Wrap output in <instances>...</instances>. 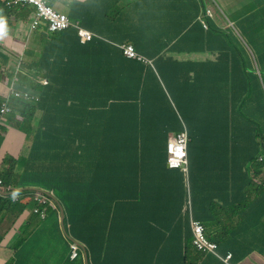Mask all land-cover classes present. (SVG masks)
I'll list each match as a JSON object with an SVG mask.
<instances>
[{
    "label": "trees",
    "instance_id": "16d2710c",
    "mask_svg": "<svg viewBox=\"0 0 264 264\" xmlns=\"http://www.w3.org/2000/svg\"><path fill=\"white\" fill-rule=\"evenodd\" d=\"M50 1L55 4L57 0ZM65 1L71 20L79 21L82 26L91 29L86 23L87 17L93 12L89 2ZM173 1L174 5L179 4L185 12L195 13L196 11L204 15L207 19L208 30L196 21L193 27L189 28L188 25L181 29L180 32H183L189 28L182 38L170 48L168 43H161L157 46L155 54L138 48L139 52L154 60L153 66L126 59L120 51L107 42L93 40L82 44L75 30L50 32L48 26L42 24L32 32L30 45L26 51L28 57L35 56L33 47L36 46L41 55L30 61L24 60L23 68L26 62L29 63L30 68L22 69L16 81L18 88L27 89L39 98L36 102L16 101L17 109L22 115V119L16 123V126L26 132L30 142L29 154L22 163V165L26 162L29 164L28 172L39 174L43 163L46 162L47 141L43 138L41 124H38L36 130L32 128L36 113L44 107L48 100L63 98L68 101L69 99L68 102L80 108V120L68 123L70 130L62 142V148H66L68 144L75 147L73 157L66 155L63 159V163L66 164V170H64L66 177L63 182L67 183L57 185L63 197L74 195L141 197L138 205L134 204L130 208L132 215L123 222L124 230H121L117 217L113 219L112 226L108 227L109 218L107 216H101L95 220L98 230L92 233L82 232L74 227L70 228L72 240L82 242L93 254L104 253V258L97 257L96 264L223 263L217 256L200 252L195 247L189 218L181 211L186 198V177L179 169H170L167 165L169 136L182 132L185 125L191 138L189 147L191 153L192 146L196 142L195 138L199 136L194 134V130L199 129L203 132L205 123L199 121L186 123L173 110L169 89L170 78L164 70L167 61L160 63L159 60L155 61V57L160 58L165 55L166 50L169 52L189 50L190 46L199 50L201 47L202 52L208 50L209 54L217 58L216 61L201 63L203 71L209 73L208 89L200 85L197 90L186 91L190 101L193 98L199 102L218 103L220 109V104L226 105L227 103L226 90L223 89L232 86L234 83L229 84L228 80H236L238 76L241 80L239 112L247 121L255 124L257 139L264 134V61L262 60L264 50L258 48L257 43L259 37L264 36V30H262L264 10L248 15L253 12V9L245 8L236 14L234 10L225 5L224 0ZM0 7L7 8L1 1ZM208 11L212 13L211 17L207 15ZM14 14L24 25L28 26L34 16V9L17 7ZM228 22L234 23L238 34L259 56L256 55L260 75L256 74V68L248 53L242 50L240 36H237L236 31L234 32L237 35L232 34L230 29L226 28ZM220 23L223 24L222 29H220ZM255 28L261 29L256 30ZM197 33H201L198 39L196 38ZM187 37H192L193 40L185 43ZM220 43L226 51L234 49L240 61V73H220ZM164 44L167 47H164ZM236 62L238 63V60ZM249 63H251L249 67L252 72L248 71ZM28 78H34L37 86L27 87L23 81ZM42 78L48 80V85L40 83ZM181 83L189 85L190 76L186 75V80ZM88 105L95 106L97 109L94 120H88L87 113L84 112V108ZM250 113L256 117L260 116V121L249 117L247 114ZM212 123L213 126L208 136L204 137L207 144L210 147H222L230 151L237 138L234 135L233 123L230 120ZM93 130H95L94 133ZM93 141H95V152H92V149L89 152L87 143ZM77 145H79V152H77ZM197 148H202L200 143ZM77 158H87L96 163L94 178L87 187H78L80 185L77 184L83 183L82 178L75 181V178L69 177L72 173L69 169L71 163L74 161V166H76ZM17 164L19 165V162L15 159L7 158L4 161L1 176L5 185L16 189L27 188L26 181H18ZM124 164L126 167L122 166ZM79 170L87 171L83 166H80ZM165 174L172 177L178 184V190H175L173 194L167 190L166 182L160 179ZM106 175L107 184L104 180ZM189 178L190 173L188 181ZM122 180L125 181L123 187ZM38 187L47 188L41 183ZM49 189L55 191V188L50 187ZM171 197L181 201L178 209L175 207L176 215L170 213ZM191 198L194 217L204 224L206 235L217 243L219 241L226 243L227 235H215L217 239L208 233L207 226L212 225L208 224V219L195 208L194 197ZM232 198L231 201H234L232 205L222 207L230 218L241 209V202L247 203L248 201V198L246 201L239 200V197ZM259 198L261 201L251 206L250 213H258L260 216L257 217L255 223L264 227V197ZM7 199L6 196L0 194V202L9 203ZM244 222V219L239 220V225L243 226ZM247 223L250 230L254 222L250 218L247 219ZM234 237L237 236L234 235ZM240 241L246 242L245 240ZM250 246L251 244L247 242L246 248L236 250L240 255L239 260H243L255 250L264 253V250ZM220 252L219 248L218 253ZM233 252L235 256L236 253Z\"/></svg>",
    "mask_w": 264,
    "mask_h": 264
},
{
    "label": "crops",
    "instance_id": "0c3cea01",
    "mask_svg": "<svg viewBox=\"0 0 264 264\" xmlns=\"http://www.w3.org/2000/svg\"><path fill=\"white\" fill-rule=\"evenodd\" d=\"M0 1L2 2V0ZM80 1L89 2L93 11L86 20L92 31L99 34L101 32L111 41L130 42L137 49L141 48L145 52L154 54L157 46L161 43H168L170 48L171 45L178 42L189 28L193 27L202 17V14H198L196 11L195 13L185 12L179 7V4L174 5L173 0ZM224 2L236 14L245 8L253 9V12L248 15L264 10V0L241 2L239 0H224ZM66 3L65 0H57L55 5L60 11L68 13L69 8ZM161 19L164 21L167 19L168 22L160 21ZM255 22L257 23V21ZM188 25L190 27L187 30L180 32L183 27ZM0 27H3V34L0 35V101H2L12 86L10 85L11 78L18 71L20 61L22 58L28 57L26 51L32 36L29 35L27 25H24L16 17L13 9L0 7ZM222 27L223 24L220 23V29ZM14 28L17 31L13 30ZM226 28L235 34L230 23L226 25ZM255 29L260 30L261 28ZM199 36L201 33H197L196 38L198 39ZM144 39L147 43L144 42ZM192 40V37H187L184 42L190 43ZM257 43L258 48L264 50V36L259 37ZM163 46L167 47L165 44ZM33 49L36 58H39L40 51L36 46ZM201 50H203L201 47L199 50L190 46L189 50L179 52L166 50L165 55L160 58L155 57V61L159 60L160 63L167 61L164 70L170 78L169 89L173 110L186 123L192 121L205 123L203 132L199 129L194 130V134L199 136L195 138L196 142L192 146L191 153L189 149L191 197H194L195 208L208 219V224L212 225L211 227L207 226L208 233L213 238H217L215 235L219 234L228 236L226 243L221 241L218 243L221 257L224 258L227 254H233L235 251V256L229 261L230 264H264L263 252L255 250L243 260H239L240 255L236 251L246 248L247 242L254 249L264 250V228L255 223L260 215L255 212L250 213L251 206H254L257 201H261L259 197H264V164L259 165L255 160L256 154L259 152L255 124L247 121L239 112L241 80L238 76L236 80L229 79V84H234L223 89L226 90L227 103L226 105L220 104V109L218 103L199 102L193 98L190 101L186 91L197 90L200 85L204 86V89H208L209 73L203 71L201 63L217 59L215 55L209 54L208 50L205 52ZM262 60L264 61V54ZM239 62L234 49L226 51L220 43V73H240ZM249 65L251 66V63L248 64V67ZM190 74L195 75V83L189 85L181 83L186 80V75ZM67 100L69 101V99ZM68 101L63 98L48 100L35 116L32 128L36 130L40 123L43 138L47 141L46 162L43 163L39 174L28 172L29 164L27 162L22 165L29 154L30 142L26 132L16 126V115L3 117L2 128L6 123H9L8 132L13 131L22 136V151L18 156H15L11 153L12 149L6 148V137L0 136V171L4 168V161L7 158H13L19 162V165H16V172L23 176L22 181H26L28 184H32L36 178H40L41 184L49 187L67 183L63 182L66 177L64 173L66 164L63 163V159L66 155L72 156L75 147L68 144L66 148H62V142L70 130V127L67 126L68 123L80 120V108L77 105L73 106L74 103ZM96 110V107L91 105L84 108L88 120L91 116L94 120L97 115L95 114ZM15 111L17 114L19 113L18 110L15 109ZM54 113L58 114L57 119H55ZM247 115L254 117L257 121L261 119L260 116L256 117L253 113ZM224 120H230L233 123L234 135L237 136L230 151L222 147H210L204 138L208 136L209 130L213 126L212 122ZM92 132L94 133L95 130ZM199 143L201 149L197 148ZM87 149L89 152L90 149L95 152V141L87 143ZM77 150L79 152V145H77ZM80 166H83L87 171H80ZM122 166L126 167L125 164ZM69 169L72 171L70 178H75V181L82 178L83 183L77 184L80 185L78 187H87L94 178L96 163L87 160V158H77L76 166L72 161ZM107 175L104 177L106 184L108 183ZM160 179L166 182L165 186L172 194L178 190V184L172 177L165 174ZM70 183L74 184V182ZM57 188L60 197L56 195L52 199L62 206L64 217L59 209L58 211L50 209L47 217L41 219L32 212H24L21 206H16L15 209L5 208L0 212V264H96L97 257L104 258V253L93 254L82 242L80 243L87 251L88 261L83 250L79 258L70 259L69 240L72 239L70 228L74 227L79 231L92 233L98 230L95 220L101 216H107L109 218L108 227L112 226L113 219L117 217L121 230H124L123 222L132 215L130 208L134 204L138 205L141 200V197H84L82 195L63 197L62 191L58 186ZM232 197H239V200L245 201L248 198V201L247 203L241 202V209L230 218L222 207L232 205L234 203L231 201ZM171 198L170 213L176 215L175 207L178 209V204L181 205V201ZM181 211H185L184 205H182ZM250 218L254 223L249 230L247 219ZM241 219L245 220L243 226L239 225ZM228 227L229 229H227ZM239 239L246 242L243 243ZM222 264L228 263L223 261Z\"/></svg>",
    "mask_w": 264,
    "mask_h": 264
},
{
    "label": "clouds",
    "instance_id": "9594fccd",
    "mask_svg": "<svg viewBox=\"0 0 264 264\" xmlns=\"http://www.w3.org/2000/svg\"><path fill=\"white\" fill-rule=\"evenodd\" d=\"M14 1L15 0H2V3L5 4V6L7 7V9H13V10H15V9H17V7H22V8L30 7V8H33L34 9V16H33L32 20H31L30 24L27 26L29 35H31L32 32L35 31L36 29H38L42 24H46L48 26V30L50 32H62V31H67V30H75L77 32L78 38L80 39L79 34H78V29H76L74 26L73 27H70V28H67L65 30H61V31H51L50 30V24H49V22L47 20H43V19L40 21L39 25L35 29H33L32 28V24L37 19V13H38L37 7L34 4H20V3L14 4L13 3ZM46 1L48 2L49 5H51L52 7H54L57 12L66 15L69 18V20L71 22H73V24H76L77 23V24H79V26L81 28H83V29H85V30H87L89 32H92V33H94V34L97 35L95 38H93L90 41H87L86 43L91 42L93 40H99L100 42H103V43L104 42H107L114 49L120 51L126 59H129V60H137V61H139V62H141V63H143L145 65H150V66H153L154 65V60L148 58L146 55H144L141 52H139L137 50V48L135 47L134 44H132L130 42H115V41H111L108 38H106L105 36H103V35H101L99 33H96L94 31H92L91 29L85 28L84 26L81 25V23L79 21L74 22L73 20H71V18L68 15V13H65L63 11H60L57 8V6L55 5L56 3L53 4V3H51L50 0H46ZM9 3H11V5H9ZM207 15L211 17L212 16V13L210 11H208ZM199 22L202 24V26H203V28L205 30H208V27L205 28L204 25H203V22H206L207 23V19H206V17L204 15H202V17L199 19ZM228 23H230L232 25V27L234 28V30L236 31L234 23L233 22H228ZM236 33L238 34L237 31H236ZM2 34H3V27H0V35H2ZM238 36H240V35L238 34ZM240 38L242 39L241 36H240ZM80 42H81V39H80ZM82 44H85V43H82ZM128 45L133 46L134 49H135V51H136V53L138 55L144 57L145 59H147L151 63L148 64V63H145L143 61H140V60H138L136 58H129V57H127L124 54L123 46H128ZM249 58H250V60L252 61V63L254 64V66L256 68V74L257 75H260L257 57H256V54L253 51H251V54L249 55ZM22 60H24V59H22ZM19 65H21V64H19ZM17 80L18 79L16 78V81ZM40 83H42L43 85H48L49 82H48L47 79L42 78V79H40ZM16 86H17L16 84H12V86H11V88H10L7 96H6V98L4 100L0 101V132H1L2 126H3V117H5L7 115H16V118H15L16 123H18V121H20L22 119V115L20 114V112L17 114L16 111H15V109L18 110L17 109V106H16V101L25 100L27 102H36V101L39 100L38 96L33 95L31 93V91H29L27 89H20V88H18ZM16 94H19V96H17ZM26 94L29 97H25ZM11 103H12V105H13L14 108L12 107ZM182 133H187L188 134V138H189L188 144L186 146V163L185 164H180V165H177V166H171L170 165V162H169V159H170L169 143H170L171 140H173L175 137H177L178 135H180ZM263 136H264V134L260 135V137L257 139L258 140L259 152H258V154H256V159L255 160H256V163L259 164V165H263L264 164V155H262V151H261V147H260V139ZM190 144H191V138H190L188 129H187V127L185 125L183 126V131L182 132L177 133V134H171L169 136V140H168V144H167V165H168V167L170 169H179L184 174V176L186 177V187H187V189H186V202L184 203V209H185V211L183 213L186 216H188L189 222H190V213L188 211H186L188 209H186L185 207H186V204H187V200H188L189 195H190V198H191L190 182L188 181V174L190 173L189 172L190 171V160H189V147H190ZM261 156H263V160L262 161H260V157ZM2 171H0V180L2 181V183L0 184V191H2V192H0V194L6 196V199H7V197H9V199H7L9 201V203L0 202V212L2 210H4L5 208L15 209L16 206H21L24 212H26V213L32 212V213L38 215L41 219H44V218L47 217L48 211L50 209H55L57 211L59 209V211L61 212V214L64 217V212H63L62 206L57 201H54L52 199L56 195L58 197H60V193L58 191L57 186H53L52 187V188H55V191L52 190V189H49L50 188L49 186L43 185V184L42 185L45 186V187H47V188H39L38 187V184L41 183V180L38 179V178H36L33 181L32 184L26 183L27 188H19V189H16V188H13L10 185H5L4 180H3L2 176H1V172ZM25 190H29V191L28 192H24ZM60 207H61V210H60ZM191 209H192V215L194 217L192 198H191ZM63 217H62V219H64ZM195 219L198 220V221H200L197 218H195ZM203 226H204V224H203ZM190 227H191V222H190ZM204 228H205V226H204ZM262 228H264V227H262ZM191 229H192V227H191ZM192 232H193V230H192ZM205 234H206V229H205ZM208 239L211 240L209 237H208ZM211 241L215 242L214 240H211ZM72 243H76L79 246L78 255H77L76 258H72L71 257L72 249H73L71 247V244ZM79 243L80 242H78L76 240H72V239L69 240V245H70V259H72V260H75V259L79 258L81 256V254H82V250L83 249L80 247V244L81 243L80 244ZM193 243H194V232H193ZM215 243H217V242H215ZM217 245H218V243H217ZM218 249H219V245H218ZM218 249H217V254L205 253V252H203V253H205V254H213V255L217 256L219 259H221L222 261H225V259L229 255H231V258L233 257V254H231V253L227 254L224 258L221 257L219 255V253H218ZM83 251H84V255H85V253L87 254V251H86L85 247H84V250ZM200 252H202V251H200ZM230 259L227 262L226 261L225 262L228 263V264H230L229 263ZM87 261H88V255H87Z\"/></svg>",
    "mask_w": 264,
    "mask_h": 264
},
{
    "label": "built area",
    "instance_id": "2783aa9c",
    "mask_svg": "<svg viewBox=\"0 0 264 264\" xmlns=\"http://www.w3.org/2000/svg\"><path fill=\"white\" fill-rule=\"evenodd\" d=\"M13 3L34 4L37 7L38 9L37 19L32 24L33 29H35L39 25L40 21L43 19L49 22L51 31H61L74 26L76 29H78V34L82 43H86L87 41H90L97 36L96 34L81 28L79 24L77 23L73 24V22H71L66 15L57 12L56 9L51 5H49L46 0H15ZM9 5H11V3H9ZM203 25L205 28L208 27L206 22H203ZM123 49H124V54L127 57L136 58L148 64L151 63L144 57L138 55L134 47L131 45L123 46ZM16 95L19 96V94ZM25 97H29V96L26 94ZM188 141L189 138L187 133H182L170 141L169 162L171 166H177L186 163V146L188 144ZM260 147H261L262 155H264V136L260 139ZM262 160H263V156L260 157V161ZM1 183L2 181L0 180V184ZM185 208L188 209L186 211L190 213L191 227L194 232V244L197 247V249L205 253L217 254V249H218L217 243L208 239V237L205 234V228L203 224L200 221L196 220L192 215L190 195L188 197ZM71 247L73 248L71 257L76 258L78 255L79 246L76 243H72ZM230 258L231 255L227 256L225 261L227 262Z\"/></svg>",
    "mask_w": 264,
    "mask_h": 264
},
{
    "label": "rangeland",
    "instance_id": "374dc122",
    "mask_svg": "<svg viewBox=\"0 0 264 264\" xmlns=\"http://www.w3.org/2000/svg\"><path fill=\"white\" fill-rule=\"evenodd\" d=\"M160 21H163V22H168L167 21V19H166V21H164L163 19H161ZM13 30H15V31H17L16 30V28H14ZM144 42L145 43H147L146 42V40L144 39ZM241 46H242V50H244L246 53H248V56L251 54V51H253L247 44H246V42L243 40V39H241ZM256 55H257V53L255 52V51H253ZM258 56V55H257ZM259 57V56H258ZM36 58V54H35V56H29V57H27V58H22V59H24V60H27V61H30V60H32V59H35ZM24 60H21L20 61V64L21 65H19L18 67H19V69H18V71L16 72V74L11 78V80H12V83L10 84V85H12V84H17L16 83V78L18 79L19 77H20V73H21V70L23 69V70H26L27 68H30V65H29V63L28 62H26L25 63V66H24V68H23V66H22V64H23V62H24ZM248 71H251L250 70V67H248ZM252 72V71H251ZM263 75H264V72H263ZM190 76V83L192 84V83H195V78H194V74H190L189 75ZM23 83L27 86V87H33V86H37V84H36V81L34 80V78H28L26 81H23ZM57 116H58V114H56V113H54V117H55V119H57ZM90 119H92V117L90 118ZM94 119H96V118H94ZM16 122V121H15ZM19 122V121H18ZM9 128H10V125H9V123H6L5 124V126L2 128V130H1V132H0V136H4V137H6V148H10V149H12L13 150V152H11V153H13L15 156H18L20 153H21V146H22V136L21 135H18V134H16V133H14L13 131H10V132H8L9 131ZM144 157H145V155H144ZM18 181L19 180H23V176H21V175H19L18 176ZM128 181H129V177H128V179H127ZM123 183H125V181L124 180H122L121 181V185H122V187H123Z\"/></svg>",
    "mask_w": 264,
    "mask_h": 264
},
{
    "label": "water",
    "instance_id": "95a60500",
    "mask_svg": "<svg viewBox=\"0 0 264 264\" xmlns=\"http://www.w3.org/2000/svg\"><path fill=\"white\" fill-rule=\"evenodd\" d=\"M0 192H2V191H0ZM60 210H61V207H60ZM79 244H80V243H79ZM80 247L84 250L83 245L80 244ZM85 256H86V259H87V254H86V253H85Z\"/></svg>",
    "mask_w": 264,
    "mask_h": 264
}]
</instances>
